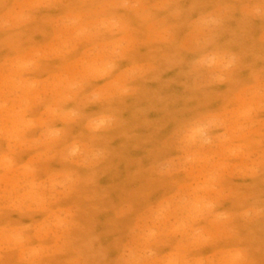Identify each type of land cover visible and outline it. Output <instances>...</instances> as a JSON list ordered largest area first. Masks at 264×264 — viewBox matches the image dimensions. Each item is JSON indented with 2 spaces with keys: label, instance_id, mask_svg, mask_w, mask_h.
Returning a JSON list of instances; mask_svg holds the SVG:
<instances>
[{
  "label": "rangeland",
  "instance_id": "1",
  "mask_svg": "<svg viewBox=\"0 0 264 264\" xmlns=\"http://www.w3.org/2000/svg\"><path fill=\"white\" fill-rule=\"evenodd\" d=\"M0 264H264V0H0Z\"/></svg>",
  "mask_w": 264,
  "mask_h": 264
},
{
  "label": "bare ground",
  "instance_id": "2",
  "mask_svg": "<svg viewBox=\"0 0 264 264\" xmlns=\"http://www.w3.org/2000/svg\"><path fill=\"white\" fill-rule=\"evenodd\" d=\"M215 59V58H214ZM197 132V131H196ZM197 134V133H196ZM200 134V133H199Z\"/></svg>",
  "mask_w": 264,
  "mask_h": 264
}]
</instances>
